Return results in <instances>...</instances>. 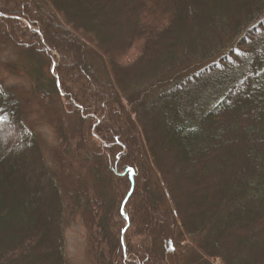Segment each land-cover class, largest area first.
I'll return each instance as SVG.
<instances>
[{"label":"trees","instance_id":"trees-1","mask_svg":"<svg viewBox=\"0 0 264 264\" xmlns=\"http://www.w3.org/2000/svg\"><path fill=\"white\" fill-rule=\"evenodd\" d=\"M73 1L92 20L64 0H0L4 71L22 82L0 83V264H67V213L91 264H264V0ZM96 5L130 12L120 44ZM31 105L50 115L54 165ZM159 118L175 169L153 141ZM174 170L201 184L194 214Z\"/></svg>","mask_w":264,"mask_h":264},{"label":"rangeland","instance_id":"rangeland-1","mask_svg":"<svg viewBox=\"0 0 264 264\" xmlns=\"http://www.w3.org/2000/svg\"><path fill=\"white\" fill-rule=\"evenodd\" d=\"M64 3L66 7H69L74 15H81L82 17L80 20L82 21H90L91 19V13H93L90 8L91 5L87 4V7H83L79 3L74 2L73 0H64ZM114 5H111L109 8H106L105 11L103 8H100L98 5L94 6L95 8H100V18L102 19V16L104 18L106 16H114V8L112 7ZM89 9V10H88ZM128 10V8H127ZM130 12H123V14L119 17L114 16V20L118 22V26L113 28L112 33L110 36L106 35L107 39L111 41H116L115 43L120 44L122 40H124V33L122 32L123 29H126L127 27H130L131 21L130 17L128 15ZM95 14V13H94ZM97 16V15H96ZM98 17V16H97ZM96 18V17H95ZM98 17V19H100ZM94 22V20H93ZM96 22V21H95ZM107 26V25H106ZM105 26V29L107 28ZM126 27V28H125ZM109 28V27H108ZM66 54L71 55L70 48L64 49ZM15 60V53L13 52L12 48L9 46H0V83L5 86H14V84H22V82L18 81L17 78L11 76L10 74L6 73L4 71V66L7 63L14 62ZM85 73V71L83 72ZM25 116H26V122L29 127H31L40 137V142L42 145V149L44 152V157L47 160V162L50 164L53 163V159H55L54 151L57 143L55 142V136L53 135L52 128L50 127L49 121H50V115L43 111L41 108H39L36 105H31L27 107L25 110ZM160 117V116H159ZM169 122V119L165 120L159 118L156 123V130L155 133H153V141L161 150V154H163L166 157L167 162L172 165V167L175 169L178 166L179 158L177 157L174 152H172L169 147L166 146L164 143V137H165V127H163L166 123ZM71 124V123H70ZM72 126L75 128L76 132H80V134H83V127L80 123H78L76 120L72 122ZM77 134V133H76ZM16 145V144H15ZM17 146V145H16ZM26 160L30 162L34 159V154L31 150L26 151ZM81 154V153H80ZM54 165V163H53ZM173 175L178 179V185H177V194L180 196H184L188 198V202L190 204V213H195L197 210L196 206H194L195 201L197 198L200 199L202 197L201 190L199 188L201 187L200 182H190L188 180H185L184 178H181V173L178 172V170H174ZM180 177V179H179ZM46 183V180H43L42 175L37 174L35 181L33 180V186L36 189L38 185H40L43 189V193L46 192L48 195L50 194L49 188L44 185L43 183ZM199 185V186H198ZM91 186V184L89 185ZM112 182H109L103 179V181L98 185V190H104V194L110 190L113 189ZM198 187V188H197ZM42 193V197H44V194ZM209 193V192H208ZM212 195V198L215 197L216 194H208ZM40 198V197H39ZM111 198V197H110ZM205 198V199H207ZM43 209L45 210V214H51L53 211V204L52 203H44ZM142 222L146 223L149 222V213L148 211L144 212L142 215ZM87 231L83 226L82 220L79 216V214H74L73 216H70L69 213L66 214L65 223H64V259L67 262V264H91V260L87 254ZM214 264H220L219 260L213 261Z\"/></svg>","mask_w":264,"mask_h":264}]
</instances>
